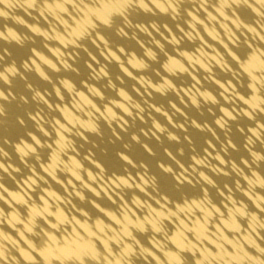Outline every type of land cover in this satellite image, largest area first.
Here are the masks:
<instances>
[{
	"label": "bare ground",
	"instance_id": "1",
	"mask_svg": "<svg viewBox=\"0 0 264 264\" xmlns=\"http://www.w3.org/2000/svg\"><path fill=\"white\" fill-rule=\"evenodd\" d=\"M0 264H264V0H0Z\"/></svg>",
	"mask_w": 264,
	"mask_h": 264
}]
</instances>
